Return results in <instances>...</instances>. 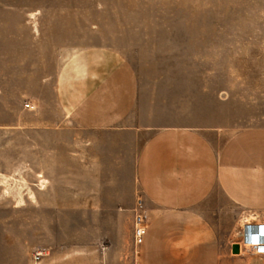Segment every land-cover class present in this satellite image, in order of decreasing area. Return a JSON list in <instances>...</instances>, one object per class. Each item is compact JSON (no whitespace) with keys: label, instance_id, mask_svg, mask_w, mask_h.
<instances>
[{"label":"rangeland","instance_id":"rangeland-1","mask_svg":"<svg viewBox=\"0 0 264 264\" xmlns=\"http://www.w3.org/2000/svg\"><path fill=\"white\" fill-rule=\"evenodd\" d=\"M35 2L42 5L33 7L32 37L47 41L48 74L32 81L31 95L16 88L0 96V203L29 215L39 264H136L151 249L157 213L135 179L149 132L216 126L226 137L264 126V0ZM73 46L95 48L97 62L124 59L134 66L136 113L148 130L89 132L75 126L66 104L61 112L55 73ZM139 198L149 236L136 246L131 218ZM200 210L209 231L231 248L229 255H209L207 263L264 264V255L246 246L232 251L245 221H264V209H244L216 193Z\"/></svg>","mask_w":264,"mask_h":264},{"label":"crops","instance_id":"crops-1","mask_svg":"<svg viewBox=\"0 0 264 264\" xmlns=\"http://www.w3.org/2000/svg\"><path fill=\"white\" fill-rule=\"evenodd\" d=\"M41 5L0 0V96L16 88L19 95H31L32 81L48 74L47 41L32 37L33 7ZM54 46L64 48L63 43ZM100 59L95 48L75 46L64 57L55 73L61 112L66 104L75 126L89 132L117 129L136 136L148 130L136 113L140 85L134 66L124 59L110 65ZM135 179L148 209L157 212L151 249L141 251L136 264H215L206 257L229 255L231 248L209 231L201 205L222 193L244 209H264V126L226 137L216 126L155 128L138 150ZM147 234L148 228L141 244ZM32 238L29 215L0 203V264H39Z\"/></svg>","mask_w":264,"mask_h":264},{"label":"built area","instance_id":"built-area-1","mask_svg":"<svg viewBox=\"0 0 264 264\" xmlns=\"http://www.w3.org/2000/svg\"><path fill=\"white\" fill-rule=\"evenodd\" d=\"M25 106L32 107L33 105L26 103ZM145 215L144 204L139 198L133 208L132 216L133 241L136 246L144 241L147 232ZM237 243H239V251L246 246L250 253L264 255V221H245L241 238Z\"/></svg>","mask_w":264,"mask_h":264},{"label":"water","instance_id":"water-1","mask_svg":"<svg viewBox=\"0 0 264 264\" xmlns=\"http://www.w3.org/2000/svg\"><path fill=\"white\" fill-rule=\"evenodd\" d=\"M232 251L235 253L239 252V243H237V242L233 243Z\"/></svg>","mask_w":264,"mask_h":264},{"label":"bare ground","instance_id":"bare-ground-1","mask_svg":"<svg viewBox=\"0 0 264 264\" xmlns=\"http://www.w3.org/2000/svg\"><path fill=\"white\" fill-rule=\"evenodd\" d=\"M244 225V224H243Z\"/></svg>","mask_w":264,"mask_h":264}]
</instances>
